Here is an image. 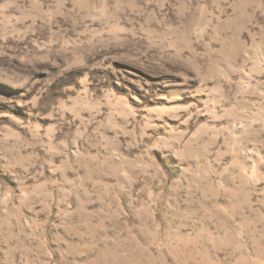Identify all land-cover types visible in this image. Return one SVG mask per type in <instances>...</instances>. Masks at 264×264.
<instances>
[{"label": "rangeland", "instance_id": "rangeland-1", "mask_svg": "<svg viewBox=\"0 0 264 264\" xmlns=\"http://www.w3.org/2000/svg\"><path fill=\"white\" fill-rule=\"evenodd\" d=\"M263 250L264 0H0V264Z\"/></svg>", "mask_w": 264, "mask_h": 264}, {"label": "bare ground", "instance_id": "bare-ground-1", "mask_svg": "<svg viewBox=\"0 0 264 264\" xmlns=\"http://www.w3.org/2000/svg\"><path fill=\"white\" fill-rule=\"evenodd\" d=\"M257 257H258L257 262L244 258V259L240 260V262H238L237 264H264V250L260 251V253ZM209 260L210 259L206 257L203 264H218L216 262H213L211 260L209 261Z\"/></svg>", "mask_w": 264, "mask_h": 264}]
</instances>
